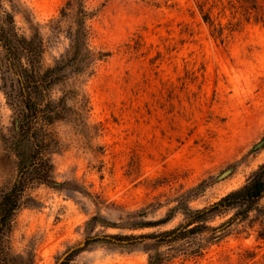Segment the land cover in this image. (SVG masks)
<instances>
[{
    "label": "rangeland",
    "instance_id": "obj_1",
    "mask_svg": "<svg viewBox=\"0 0 264 264\" xmlns=\"http://www.w3.org/2000/svg\"><path fill=\"white\" fill-rule=\"evenodd\" d=\"M66 2L16 0L21 33L39 29L48 42L47 65L71 44L66 31L53 28ZM248 5L87 0L96 12L90 45L109 56L91 77L77 81L89 99L88 125L57 124L64 146L53 159L57 179L66 185L36 190L38 204L16 221L17 253L28 257L32 251L36 264H57L88 237L158 234L183 223V212L165 224L140 225L166 218L181 203L210 206L246 183L264 162V144L256 148L264 140V0L250 15ZM206 13L224 28L221 37L213 35ZM11 122L0 91V132L8 133ZM3 155L0 140V186H7L16 164ZM260 208L199 256L154 238H107L70 264H149L161 253L172 255L165 264H264V198Z\"/></svg>",
    "mask_w": 264,
    "mask_h": 264
},
{
    "label": "trees",
    "instance_id": "obj_2",
    "mask_svg": "<svg viewBox=\"0 0 264 264\" xmlns=\"http://www.w3.org/2000/svg\"><path fill=\"white\" fill-rule=\"evenodd\" d=\"M244 1L249 4L245 7L248 15L259 9L258 0ZM17 8L16 0H0V91L12 111L9 132H0V140L4 146L3 159L16 164L14 180L7 186H0V264H36L35 252L30 251L25 257L15 251L13 236L17 218L22 210L38 204L35 195L38 188H64L66 185L57 179L53 159L64 146L56 126L64 121L78 127L88 125L89 99L77 86V81L91 77L96 64L105 60L109 53L97 51L90 45L89 21L96 12L89 9L87 0H67L59 17L53 19V28L59 34L66 31L71 44L55 63L47 65L48 42L39 29L32 36L21 33L15 19ZM204 20L214 26V36L223 35L224 28L217 27L210 14H204ZM73 77L75 81L71 82ZM263 198L264 162L244 185L210 206L193 209L181 203L166 218L140 225L165 224L173 219L175 212H183L184 222L173 229L139 237H88L82 247L75 248L58 263L70 264L82 250L107 238L132 242L154 238L161 244H175L180 251L199 256L209 245L229 235L235 224L246 222L255 211L261 214ZM231 212L233 214L222 223L211 224ZM96 219L98 217L93 218ZM259 236L264 238V233ZM171 257L165 253L151 255L149 264H165Z\"/></svg>",
    "mask_w": 264,
    "mask_h": 264
},
{
    "label": "water",
    "instance_id": "obj_3",
    "mask_svg": "<svg viewBox=\"0 0 264 264\" xmlns=\"http://www.w3.org/2000/svg\"><path fill=\"white\" fill-rule=\"evenodd\" d=\"M263 144H264V140H263L261 143H259V144L256 146V148L261 147ZM229 172H230V171L225 172L222 176L227 175ZM80 246L82 247L83 244H81ZM74 249H75V248H73L71 251H73ZM71 251H69L68 253H66V254L61 258V260L59 261V263L62 262V261L65 259V257H66ZM59 263H58V264H59Z\"/></svg>",
    "mask_w": 264,
    "mask_h": 264
}]
</instances>
